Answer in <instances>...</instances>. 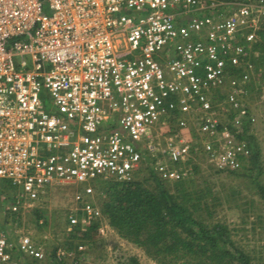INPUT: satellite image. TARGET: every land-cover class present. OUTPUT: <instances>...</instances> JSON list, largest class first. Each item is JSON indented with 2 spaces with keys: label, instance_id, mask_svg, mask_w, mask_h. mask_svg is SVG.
<instances>
[{
  "label": "built area",
  "instance_id": "built-area-1",
  "mask_svg": "<svg viewBox=\"0 0 264 264\" xmlns=\"http://www.w3.org/2000/svg\"><path fill=\"white\" fill-rule=\"evenodd\" d=\"M230 3L0 0V178L12 187L0 193V264L48 256L4 217L40 210L58 186L76 185L67 230L97 221L105 237L98 178L132 179L146 158L170 180L200 156L224 171L250 161L264 9ZM87 250L52 252L82 264Z\"/></svg>",
  "mask_w": 264,
  "mask_h": 264
},
{
  "label": "trees",
  "instance_id": "trees-1",
  "mask_svg": "<svg viewBox=\"0 0 264 264\" xmlns=\"http://www.w3.org/2000/svg\"><path fill=\"white\" fill-rule=\"evenodd\" d=\"M249 142L253 145L250 161L242 168L227 170V173L250 179L251 188L264 201L256 136L251 135ZM189 163L196 172L198 163L192 160ZM144 169L147 173L138 177L139 171ZM255 169H259V174L253 177ZM195 172L179 179H163L157 174L152 159L146 158L132 179L98 178L101 194L97 204L121 237L142 248L159 263L258 264L232 239L231 229L226 223L211 219L213 211L208 195H213L214 189L208 182L201 183L203 181ZM217 199L214 196V206ZM97 227L98 222L95 221L85 234L84 240L89 245L94 241ZM72 235L76 237L77 233L71 232ZM38 262L37 259H29L26 264ZM127 262L140 264L136 255L130 256ZM47 264H60V261L54 259Z\"/></svg>",
  "mask_w": 264,
  "mask_h": 264
},
{
  "label": "rangeland",
  "instance_id": "rangeland-1",
  "mask_svg": "<svg viewBox=\"0 0 264 264\" xmlns=\"http://www.w3.org/2000/svg\"><path fill=\"white\" fill-rule=\"evenodd\" d=\"M230 4L236 5L242 1L258 2L259 6L264 9V0H229ZM260 2V3H259ZM231 6V5H230ZM230 8V7H229ZM261 29L264 32V12L261 17ZM257 57L259 61V72L264 74V40L260 42ZM250 93V98L255 102L254 109L257 113L258 120L255 124L256 143L260 149V166L255 169L253 177L258 176L264 181V98L258 97V91ZM264 94V90L260 91ZM198 161V169L195 174L201 183L208 182L213 187V195L209 194L208 201L213 211L212 220H220L226 223L231 229L232 239L246 252H248L253 262L264 264V201L260 194L251 188L250 179L231 176L227 171H216L206 158L200 156ZM142 169V168H141ZM147 171H139L138 177H143ZM195 175V176H196ZM81 184V186H83ZM93 198L96 203L100 200L101 192L98 190V181L95 180ZM205 185V184H203ZM76 185H62L51 191L47 196L46 202L39 211H30L21 219L15 217L9 218L8 215L5 224L10 228L17 225L20 229H24L29 233L35 242L42 244L46 251L47 257L40 260L39 264H47L55 257L52 250L57 244L69 245L71 249H75L80 241H85L84 236H71V232L67 230V214L72 202L73 192ZM12 190L7 180L0 178V193L2 191ZM105 194H103L104 196ZM102 196V197H103ZM218 197L217 204L213 198ZM211 199V200H210ZM99 205V204H98ZM100 206V205H99ZM0 218L3 219V213L0 211ZM39 213L41 216H39ZM206 215V212H205ZM42 219V222L40 221ZM93 243L88 244L87 252L81 255L82 264H128V258L136 255L140 264H162L147 255L142 248L136 244L129 242L121 237L115 229H111L105 237L98 233L93 237ZM53 257V258H52ZM32 258H30L31 260ZM59 261L58 259H55ZM29 263V258L23 261V264ZM60 264H72V259L60 260ZM181 264V263H180Z\"/></svg>",
  "mask_w": 264,
  "mask_h": 264
},
{
  "label": "crops",
  "instance_id": "crops-1",
  "mask_svg": "<svg viewBox=\"0 0 264 264\" xmlns=\"http://www.w3.org/2000/svg\"><path fill=\"white\" fill-rule=\"evenodd\" d=\"M0 211H1V207H0ZM0 216H1V213H0Z\"/></svg>",
  "mask_w": 264,
  "mask_h": 264
},
{
  "label": "clouds",
  "instance_id": "clouds-1",
  "mask_svg": "<svg viewBox=\"0 0 264 264\" xmlns=\"http://www.w3.org/2000/svg\"><path fill=\"white\" fill-rule=\"evenodd\" d=\"M28 258V257H27ZM30 259V258H29ZM32 259H34V258H32ZM38 260V259H37ZM40 261V260H39Z\"/></svg>",
  "mask_w": 264,
  "mask_h": 264
}]
</instances>
